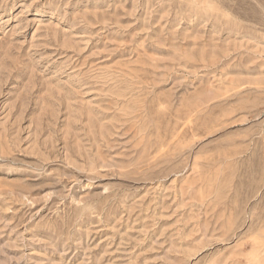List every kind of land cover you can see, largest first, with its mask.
I'll use <instances>...</instances> for the list:
<instances>
[{"label": "rangeland", "instance_id": "rangeland-1", "mask_svg": "<svg viewBox=\"0 0 264 264\" xmlns=\"http://www.w3.org/2000/svg\"><path fill=\"white\" fill-rule=\"evenodd\" d=\"M0 264H264V0H0Z\"/></svg>", "mask_w": 264, "mask_h": 264}]
</instances>
